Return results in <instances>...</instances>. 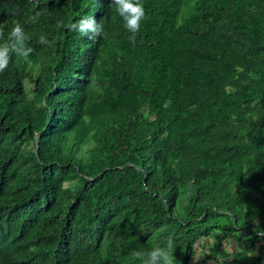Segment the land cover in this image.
<instances>
[{
    "label": "trees",
    "instance_id": "obj_1",
    "mask_svg": "<svg viewBox=\"0 0 264 264\" xmlns=\"http://www.w3.org/2000/svg\"><path fill=\"white\" fill-rule=\"evenodd\" d=\"M141 3L0 0V264H264V0Z\"/></svg>",
    "mask_w": 264,
    "mask_h": 264
},
{
    "label": "clouds",
    "instance_id": "obj_2",
    "mask_svg": "<svg viewBox=\"0 0 264 264\" xmlns=\"http://www.w3.org/2000/svg\"><path fill=\"white\" fill-rule=\"evenodd\" d=\"M114 5L116 6V11L124 18L125 27L132 33H137L140 29V23L145 17V10L141 0H114ZM73 30H78L81 34L87 35L91 31V35L96 34L99 30H103L102 24L97 25L94 18L85 17L81 19L78 24L73 25ZM22 27L17 24L13 30V34H22ZM99 33V31H98ZM100 34V33H99ZM3 32L0 31V36ZM41 42H43V37H41ZM134 42V40H133ZM32 49L28 48L27 52H23V56H27L28 52ZM8 60H6L3 55H0V72L4 71L7 67ZM171 243L168 247L171 248ZM151 260L146 262V264H156L157 257L163 256L164 264H173V257L162 248H155V251L150 252Z\"/></svg>",
    "mask_w": 264,
    "mask_h": 264
},
{
    "label": "rangeland",
    "instance_id": "obj_3",
    "mask_svg": "<svg viewBox=\"0 0 264 264\" xmlns=\"http://www.w3.org/2000/svg\"><path fill=\"white\" fill-rule=\"evenodd\" d=\"M236 250H240V248L235 247ZM231 252V247L229 245L226 246V249L221 251V254L229 253ZM253 255L259 254L262 257H264V245L260 244L257 246V248L253 251Z\"/></svg>",
    "mask_w": 264,
    "mask_h": 264
}]
</instances>
